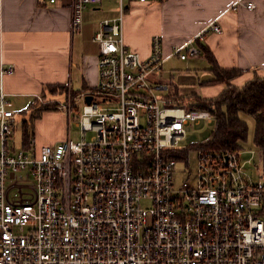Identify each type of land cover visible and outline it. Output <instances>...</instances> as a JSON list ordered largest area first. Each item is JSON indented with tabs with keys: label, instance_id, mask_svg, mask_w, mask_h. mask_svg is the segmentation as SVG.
I'll return each mask as SVG.
<instances>
[{
	"label": "built area",
	"instance_id": "1",
	"mask_svg": "<svg viewBox=\"0 0 264 264\" xmlns=\"http://www.w3.org/2000/svg\"><path fill=\"white\" fill-rule=\"evenodd\" d=\"M157 1L117 0L116 16L99 21L92 37L97 83L81 95L75 118L80 139L37 150L31 139L15 149L18 113L0 84V264H264V180L246 171L256 153L264 154L192 149V175L188 153L177 158L179 144L187 129L213 117L157 94L159 36L145 59L124 43L129 6ZM101 2L73 0L72 33H80L84 11ZM237 7L254 4L238 0ZM221 32L211 23L171 55H200L206 35ZM87 131L94 134L89 141ZM244 154L250 157L242 160ZM179 171L186 176L175 184Z\"/></svg>",
	"mask_w": 264,
	"mask_h": 264
},
{
	"label": "crops",
	"instance_id": "2",
	"mask_svg": "<svg viewBox=\"0 0 264 264\" xmlns=\"http://www.w3.org/2000/svg\"><path fill=\"white\" fill-rule=\"evenodd\" d=\"M113 1L116 6L109 11L110 0L86 9L80 33H72L73 0H57L55 4L49 0H0V70L12 69V73L0 75V84L9 108L18 113L14 134L19 132L20 143L13 134L15 149L29 146L22 141L24 127L36 150L67 139L64 121L77 117L81 95L95 89L98 47L92 37L99 21L116 16L117 0ZM237 1L132 4L123 19L124 43L145 59L152 37L159 36L165 61L174 47L186 44L204 27L216 23L222 32L207 34L199 47L211 54L219 68L240 70L242 74L232 83L241 87L254 76L264 77V0H245L254 4L253 10L234 9ZM203 53L201 50L194 58H203L208 64L205 71L213 76ZM156 82L163 86L161 91L172 85L161 79ZM217 85L216 93L220 94L224 85ZM63 104L69 108L58 109Z\"/></svg>",
	"mask_w": 264,
	"mask_h": 264
},
{
	"label": "trees",
	"instance_id": "3",
	"mask_svg": "<svg viewBox=\"0 0 264 264\" xmlns=\"http://www.w3.org/2000/svg\"><path fill=\"white\" fill-rule=\"evenodd\" d=\"M205 58L211 65L213 80L210 84H222L224 89L216 97L199 99L195 108L206 110L213 117V130L208 141L182 149L177 154L178 159L187 156L188 149L204 148L209 150L242 149L247 141L248 129L241 115L251 116L254 121L253 145L264 154V77L254 76L241 87L232 82L242 73L238 69L219 68L211 54L203 48ZM22 141L29 145V135L23 128Z\"/></svg>",
	"mask_w": 264,
	"mask_h": 264
},
{
	"label": "rangeland",
	"instance_id": "4",
	"mask_svg": "<svg viewBox=\"0 0 264 264\" xmlns=\"http://www.w3.org/2000/svg\"><path fill=\"white\" fill-rule=\"evenodd\" d=\"M116 6V2L110 0L108 11L112 10ZM208 67L206 61L201 57L192 58L189 57L186 60H180L177 57L170 56L165 58L162 67V77L161 80L164 83H172L168 85V90L158 91L157 94L162 97H169L170 106H181L185 108H195L197 99H208L217 96L216 93L218 88L216 84L208 83L211 78H213L210 72L205 71ZM204 87H207L204 89ZM196 98V99H195ZM195 99V100H194ZM81 104L78 108L81 110ZM76 116H71L70 119L65 120L64 126L65 131L68 132L67 138H71L76 141L81 138V129L77 125ZM241 118L247 125L248 134L247 141L244 143L241 150L246 152L255 150L252 137L254 132V121L251 116L241 115ZM51 127V126H50ZM213 122H208L207 120H201L192 128L187 129L185 139L179 144L181 149L187 148L189 146L199 145L208 141L209 136L213 130ZM14 138L19 137V132L14 134ZM93 132L87 131L85 133V140L89 141L93 137ZM19 142V141H18ZM20 143V142H19ZM196 151L188 149V168L193 175L196 170ZM250 157L249 154H244L242 160H247ZM181 170V166L178 167ZM247 173L253 178L254 181L264 180V155L260 156L259 153L252 159V165H247ZM180 171L175 175V181L180 183V181L185 178Z\"/></svg>",
	"mask_w": 264,
	"mask_h": 264
},
{
	"label": "water",
	"instance_id": "5",
	"mask_svg": "<svg viewBox=\"0 0 264 264\" xmlns=\"http://www.w3.org/2000/svg\"><path fill=\"white\" fill-rule=\"evenodd\" d=\"M84 100H85L86 103H90V101H91V96H89V95L85 96V97H84Z\"/></svg>",
	"mask_w": 264,
	"mask_h": 264
}]
</instances>
